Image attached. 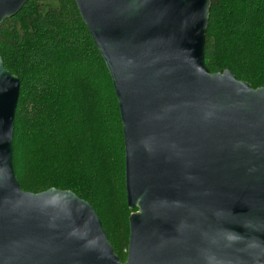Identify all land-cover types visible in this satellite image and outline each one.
I'll return each mask as SVG.
<instances>
[{
    "label": "water",
    "instance_id": "1",
    "mask_svg": "<svg viewBox=\"0 0 264 264\" xmlns=\"http://www.w3.org/2000/svg\"><path fill=\"white\" fill-rule=\"evenodd\" d=\"M27 1L0 0V32ZM75 1L120 108L127 261L90 203L22 190L0 54V264H264V87L208 69L212 0Z\"/></svg>",
    "mask_w": 264,
    "mask_h": 264
},
{
    "label": "trees",
    "instance_id": "2",
    "mask_svg": "<svg viewBox=\"0 0 264 264\" xmlns=\"http://www.w3.org/2000/svg\"><path fill=\"white\" fill-rule=\"evenodd\" d=\"M0 54L21 82L13 164L22 190L71 191L90 203L125 262L120 237L137 209L127 204L120 108L76 1L28 0L3 23ZM205 60L212 74L230 70L264 87V0H212Z\"/></svg>",
    "mask_w": 264,
    "mask_h": 264
},
{
    "label": "rangeland",
    "instance_id": "3",
    "mask_svg": "<svg viewBox=\"0 0 264 264\" xmlns=\"http://www.w3.org/2000/svg\"><path fill=\"white\" fill-rule=\"evenodd\" d=\"M123 203V199L119 197V201L116 203V205ZM133 211V210H132ZM133 214V213H132ZM131 214V215H132ZM130 215V216H131ZM109 219V217L105 216V220ZM129 221V220H128ZM129 236H130V225L128 223V238L126 239L125 234L123 233L122 236L120 237V252H122L124 255V259L127 261V257H128V246H129ZM125 261V262H126ZM123 262V263H125Z\"/></svg>",
    "mask_w": 264,
    "mask_h": 264
}]
</instances>
